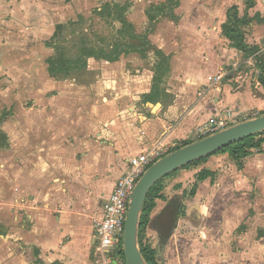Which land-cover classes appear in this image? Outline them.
Returning a JSON list of instances; mask_svg holds the SVG:
<instances>
[{"label": "crops", "instance_id": "1", "mask_svg": "<svg viewBox=\"0 0 264 264\" xmlns=\"http://www.w3.org/2000/svg\"><path fill=\"white\" fill-rule=\"evenodd\" d=\"M26 1L0 0L13 17L0 19V264H93V218L131 157L197 141V127L226 110L229 126L264 114L261 69L222 31L237 5L244 43L264 65V0H125L121 24L135 45L63 69L51 68L46 37L33 42ZM258 138L239 160L213 153L161 180L141 233L157 264H264ZM202 170L214 176L199 179Z\"/></svg>", "mask_w": 264, "mask_h": 264}, {"label": "rangeland", "instance_id": "2", "mask_svg": "<svg viewBox=\"0 0 264 264\" xmlns=\"http://www.w3.org/2000/svg\"><path fill=\"white\" fill-rule=\"evenodd\" d=\"M14 1L22 3V0ZM123 2L128 1L27 0L26 5L32 8L30 18L33 42L39 39L43 42L46 37L49 58L55 61L66 60L73 67L80 65L88 53L100 55L123 46H133L136 42L133 38L135 30L122 26L120 22L124 16L121 6ZM18 7L14 11L16 20L22 18V8L19 11ZM12 18L10 13H0L1 20ZM146 55L148 57V53Z\"/></svg>", "mask_w": 264, "mask_h": 264}, {"label": "built area", "instance_id": "3", "mask_svg": "<svg viewBox=\"0 0 264 264\" xmlns=\"http://www.w3.org/2000/svg\"><path fill=\"white\" fill-rule=\"evenodd\" d=\"M259 52L255 50L247 59L254 62ZM239 66L234 62L230 67L208 77V86L221 84L230 77ZM204 89L198 92L201 95ZM234 117L230 110L225 116L218 114L197 127L195 136L203 138L227 128ZM167 146L158 143L147 151L131 157L126 171L116 180L112 192L103 204L101 217L93 218L94 261L93 264H127L123 254V233L128 204L133 189L147 168L155 161L169 153Z\"/></svg>", "mask_w": 264, "mask_h": 264}, {"label": "water", "instance_id": "4", "mask_svg": "<svg viewBox=\"0 0 264 264\" xmlns=\"http://www.w3.org/2000/svg\"><path fill=\"white\" fill-rule=\"evenodd\" d=\"M262 131H264V114L238 122L212 135L183 145L170 151L150 165L138 179L128 204L123 233V254L127 264H148L139 248L138 231L145 198L157 181L193 161L206 157L224 147ZM178 215L179 209L177 207L170 227L164 229L159 234L155 246L156 257H161L168 237L176 227V217Z\"/></svg>", "mask_w": 264, "mask_h": 264}, {"label": "trees", "instance_id": "5", "mask_svg": "<svg viewBox=\"0 0 264 264\" xmlns=\"http://www.w3.org/2000/svg\"><path fill=\"white\" fill-rule=\"evenodd\" d=\"M244 1L249 3V4H252V1H250V0H244ZM120 22L125 25L124 18H121ZM240 22L241 21L237 16V5H232V6H230V8L227 11V22L222 26V31H223V34L225 36H227L233 42V45L235 47L241 49L247 56H250L256 49H254L253 47H247L246 44L244 43V38H243L242 32L239 28ZM93 55H95V54L94 53H88L87 56H85L84 59L81 61L80 65L86 64V62H85L86 57L93 56ZM99 56H104V53L100 54ZM48 61L51 65V68L53 67V68H57V69H63V68H66L67 66H69L70 68L72 67L71 64L69 62H67L66 60L55 61V60L49 58ZM255 64L257 66H259V68L261 69L259 81L264 86V65L262 64L259 56H257L255 58ZM260 134H264V131L257 133V134H254L250 137H247V138H245L241 141H238L232 145L224 147L217 152L228 153L233 159L239 160L240 158L247 156L252 148H256L260 145V143L263 141V139L262 138L256 139V136H258ZM188 143L189 142H185L184 144H188ZM217 152H215V153H217ZM203 159H205V157L198 159L196 161H193L190 164L185 165L183 167H186L189 165H195V164L199 163L200 161H202ZM183 167H181V168H183ZM206 176L213 177L214 172L208 171V170H202L199 173L198 178L202 179ZM160 182H161V180L157 181L156 184L148 192V195L145 198L143 208H142V212H141V216H140V225H139V231H138V244H139L141 254L148 264H157V263H156L155 257H154V250L150 247V245L147 242H142L141 233L148 224L149 213L152 210V208L154 207L153 199L158 197L157 191H158V188H159L158 185L160 184Z\"/></svg>", "mask_w": 264, "mask_h": 264}]
</instances>
